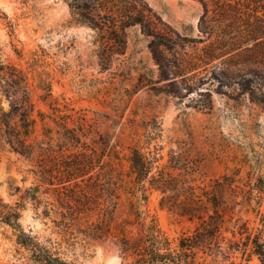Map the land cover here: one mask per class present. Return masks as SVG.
Masks as SVG:
<instances>
[{
  "label": "rangeland",
  "instance_id": "1",
  "mask_svg": "<svg viewBox=\"0 0 264 264\" xmlns=\"http://www.w3.org/2000/svg\"><path fill=\"white\" fill-rule=\"evenodd\" d=\"M70 1L0 0V108L28 96L34 113L51 111L50 102L81 116L87 151L104 153L96 171L127 169L136 145L162 147L165 169L176 173L170 163H184L195 183L228 175L230 184L214 182L212 189L225 216L264 240V192L250 187L264 185V0H113L160 36L145 34L139 23L126 26L124 51L105 66L99 54L114 43L109 29L78 19ZM80 1L105 21L112 1ZM18 75L20 83L10 84ZM35 170L4 141L0 125V200L19 203L23 227L78 264H123L112 238L93 239L55 222L60 208ZM158 196L151 193L147 208L170 238L193 228L194 220L159 206ZM12 232L0 222V264H35ZM244 257L250 258L235 260L260 264L254 254ZM198 259L221 264L209 255Z\"/></svg>",
  "mask_w": 264,
  "mask_h": 264
},
{
  "label": "trees",
  "instance_id": "2",
  "mask_svg": "<svg viewBox=\"0 0 264 264\" xmlns=\"http://www.w3.org/2000/svg\"><path fill=\"white\" fill-rule=\"evenodd\" d=\"M101 1L107 0H91L94 5ZM108 1L112 2L104 9L106 17L102 23L97 18L101 11L88 15L81 8L92 5L70 1L72 13L78 19L93 28L109 29L114 43L109 49L103 47L99 54L103 66L112 53L124 51L126 26L139 23L145 34L160 36L150 31L139 13L118 8L113 0ZM20 80L22 77L18 75L10 84L18 85ZM41 87L51 94L49 82ZM47 104L51 111L34 113L33 103L28 96L23 97L8 111L0 108V125L4 141L35 162L38 185H47L45 192L54 196L60 208V218L55 221L58 225L76 228L93 239L112 238L119 246L123 264H208L198 259L203 254L221 264H242L235 260L238 254L245 260L250 258L245 255L254 254L264 264V240L239 218H227L225 205L212 192L215 183L221 187L230 184L228 175L215 179V183H195L187 175L189 169L184 163H170L179 169L176 173L165 169L160 163L162 147L145 151L136 145L130 147L127 169L96 171L95 166L101 168L105 163L104 153L87 151L83 137L88 129L82 117L75 118L71 113L59 112L57 105ZM47 118L59 128L54 130ZM250 187L251 191L264 192V185ZM153 191L159 194V206L194 220L193 228L176 239L170 238L155 213L147 208ZM20 217L19 203L12 205L0 200V222L11 228L15 241L28 251L30 260L35 264H78L26 230ZM228 220L230 224L226 223ZM225 231H230L232 237L226 236Z\"/></svg>",
  "mask_w": 264,
  "mask_h": 264
}]
</instances>
